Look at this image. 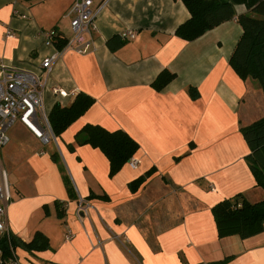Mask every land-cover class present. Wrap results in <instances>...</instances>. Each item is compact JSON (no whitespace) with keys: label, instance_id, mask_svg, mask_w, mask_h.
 <instances>
[{"label":"crops","instance_id":"1","mask_svg":"<svg viewBox=\"0 0 264 264\" xmlns=\"http://www.w3.org/2000/svg\"><path fill=\"white\" fill-rule=\"evenodd\" d=\"M74 1L0 0V65L40 74L42 60L56 57L42 94L45 114L79 93L94 101L55 142L43 146L17 123V143L0 150L9 238L28 244L40 233L48 242L42 251L18 254L11 247L19 263L264 264V230L218 238L211 213L238 194L249 203L264 200L240 133L264 117V96L256 81L241 80L229 66L240 26L227 21L184 41L175 35L190 17L181 1L93 0L92 48L77 54L61 51L71 36L66 13ZM126 30L133 40L121 39ZM8 31L14 35L6 37ZM50 31L56 41L46 46L43 33ZM162 73L174 78L156 89ZM53 87L67 95H54ZM86 124L125 132L138 145L137 168L125 164L109 177L98 149L75 144ZM149 171L132 192L129 183Z\"/></svg>","mask_w":264,"mask_h":264},{"label":"trees","instance_id":"2","mask_svg":"<svg viewBox=\"0 0 264 264\" xmlns=\"http://www.w3.org/2000/svg\"><path fill=\"white\" fill-rule=\"evenodd\" d=\"M181 1L190 17L180 25L175 35L184 41H193L206 32L227 21L235 20L242 34L229 58V66L243 81L250 79L257 82L264 96V0H174ZM243 6L245 13L236 14L235 7ZM174 75L162 73L155 81V88H163ZM192 98L196 97L192 89L188 90ZM93 99L79 93L69 106L55 104L47 118L55 138L60 135L92 105ZM240 133L249 149L245 161L254 178L256 186L264 192V117L240 128ZM75 144L98 149L109 164V177H113L127 164L138 150L137 143L122 130L107 131L97 125H84L75 135ZM58 163L56 155L51 156ZM150 171L129 183L134 192L149 177ZM63 182L69 194L73 191L67 177ZM101 199H105L101 197ZM48 214L46 207L43 208ZM58 218H62L63 206L55 204ZM218 238L238 236L246 239L260 234L264 230V200L249 203L241 194L217 203L211 209ZM14 237L9 238L12 249L17 245ZM24 250L42 251L48 247L45 237L36 233L31 242H20ZM8 253V245L3 241L0 245ZM224 261L210 264H222Z\"/></svg>","mask_w":264,"mask_h":264},{"label":"built area","instance_id":"3","mask_svg":"<svg viewBox=\"0 0 264 264\" xmlns=\"http://www.w3.org/2000/svg\"><path fill=\"white\" fill-rule=\"evenodd\" d=\"M97 9L93 0H75L66 13L69 19L71 36L62 48L77 54H85L92 48V32ZM14 33L8 31L6 37ZM46 46H53L56 41L54 31L43 33ZM121 39L133 40L135 34L131 30L121 32ZM55 56L46 57L40 63V74L19 71L0 65V150L9 142L8 133L14 124L19 123L39 140L41 145L55 142L47 115L42 108V94L46 85V77L51 72ZM53 94L65 97L62 89L53 87ZM139 161L130 158L127 165L136 169ZM10 201L9 185L6 174L0 168V245L5 241L8 253L0 247V264H20L9 244V235L5 220V206ZM80 209V208H79ZM72 238L68 231L65 239Z\"/></svg>","mask_w":264,"mask_h":264},{"label":"rangeland","instance_id":"4","mask_svg":"<svg viewBox=\"0 0 264 264\" xmlns=\"http://www.w3.org/2000/svg\"><path fill=\"white\" fill-rule=\"evenodd\" d=\"M70 36V35H69ZM18 127H20V125H18L17 123L16 124H14V126L10 129V131H9V133H8V136H9V140H10V142H9V144H8V146H11V145H15L16 143H17V141H15V139L16 138H18L19 136H21V134H20V132H18ZM43 147V146H42ZM46 147V146H45ZM17 240V239H16ZM16 243H17V245H15V248L17 249V248H19V249H17L16 250V253H20V252H22L21 251V243H20V241L18 240V241H16Z\"/></svg>","mask_w":264,"mask_h":264}]
</instances>
